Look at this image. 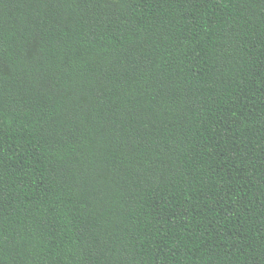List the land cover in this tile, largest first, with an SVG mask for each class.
Returning <instances> with one entry per match:
<instances>
[{"label":"trees","instance_id":"obj_1","mask_svg":"<svg viewBox=\"0 0 264 264\" xmlns=\"http://www.w3.org/2000/svg\"><path fill=\"white\" fill-rule=\"evenodd\" d=\"M0 264H264V0H0Z\"/></svg>","mask_w":264,"mask_h":264}]
</instances>
